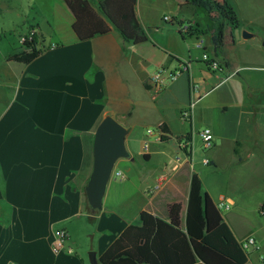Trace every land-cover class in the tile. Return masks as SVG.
Returning a JSON list of instances; mask_svg holds the SVG:
<instances>
[{
  "label": "crops",
  "instance_id": "obj_1",
  "mask_svg": "<svg viewBox=\"0 0 264 264\" xmlns=\"http://www.w3.org/2000/svg\"><path fill=\"white\" fill-rule=\"evenodd\" d=\"M30 1L35 14L31 23L27 17L23 21L22 25H29L27 32L18 35L19 45L22 37L34 31L39 38L38 49L43 51L23 58L28 50L19 48L9 56H0V264H86L70 246V235L64 224L87 216L84 188L92 172L94 134L106 116L126 129L125 145L130 156L116 162L115 172L121 176L112 177V182H108L102 208L94 219L98 261L128 226L140 225L139 215L143 211L168 223L167 207L180 204L184 226L194 173L215 206L220 198L228 206L219 211L235 239L242 244L248 237H254L257 244L259 238L253 233L241 234L237 229L238 213L248 200L246 188L234 186V180L224 173L217 176L222 177V187L214 191L205 187L193 161V150L195 145L201 148V141L198 135L194 141L188 130L205 119L204 127L213 134L214 144L208 150L211 154L204 158L209 163H202V167L218 168L215 149L221 126L231 132L235 130L227 139L235 146L232 167L244 162L242 147L247 144L255 147L264 142L258 141L260 131H264V101L260 98L264 87L257 85V81L251 85L233 82L215 97V106L209 104L212 96L232 81L234 75L242 71L263 73L264 52L255 48L250 61L239 58L235 47L245 40L230 28L223 30L228 36L223 34L222 46L216 48L209 16L184 5L183 0L136 1L135 14L140 26L145 31L155 29L147 33L148 42L139 45L124 42L114 28L106 35L79 41L72 30L74 16L63 0ZM11 2L0 0V14L8 10ZM191 8L195 20L180 19L178 34L187 36L189 31L184 33L181 29L189 24L206 31L205 35L198 36L205 41L202 38L197 41H203V56L217 61L221 70H210L203 59L195 67L188 57V74L175 82H167L160 89L154 88L149 79L159 66L174 70L182 63L176 54L182 55V50L175 47V30L161 28L159 19L168 16L174 20L176 14ZM3 35L1 31L0 41ZM198 76L202 84L198 85L197 94H191V83L197 82L194 80ZM222 77L225 79L221 80ZM170 98L173 103L168 101ZM192 99L197 101L191 109L190 120L183 122L181 112L190 106ZM227 104L237 108L236 128L231 122H219L229 114ZM220 109L224 113L214 118ZM243 119L245 139H237L236 131ZM163 123L171 133L169 142L175 143V152L184 158L178 157L175 164L158 168L157 159L166 155L168 144L161 143L154 132L145 138L136 137L130 128L137 125L142 130L154 127L158 131ZM188 134L189 156L179 148ZM145 144L148 150H144ZM139 161L153 163V167L144 168ZM160 177L165 182L155 190ZM109 193L119 196L114 209L107 207ZM139 199L143 205L134 209L133 204ZM262 205L264 201L258 203L259 208ZM59 229L65 230L68 238L65 249L55 253L53 242ZM256 250H260L259 246ZM170 261L174 264L173 259ZM246 264L260 263L249 256Z\"/></svg>",
  "mask_w": 264,
  "mask_h": 264
},
{
  "label": "trees",
  "instance_id": "obj_2",
  "mask_svg": "<svg viewBox=\"0 0 264 264\" xmlns=\"http://www.w3.org/2000/svg\"><path fill=\"white\" fill-rule=\"evenodd\" d=\"M137 0H63L74 16L72 30L79 41H88L106 35L114 28L123 41L139 45L148 42L147 32L140 26L135 14ZM207 14L214 28L216 48L222 46L224 25L232 30L240 28V20L226 0H183ZM189 26L187 36L198 37L206 31ZM31 31H29L30 33ZM28 33V34H29ZM39 38L35 33L23 48L25 57H33ZM161 143L171 140L166 124L158 127ZM190 143V134L184 137ZM189 156V152L184 150ZM237 153V150H235ZM85 195V192H84ZM84 212L94 222L99 211L90 208L85 197ZM182 206L167 207L168 223L143 211L140 225H130L99 258L100 264H246L249 255L233 236L220 211L203 192L202 182L194 173L190 180L184 226L181 225ZM262 216V215H261Z\"/></svg>",
  "mask_w": 264,
  "mask_h": 264
},
{
  "label": "rangeland",
  "instance_id": "obj_3",
  "mask_svg": "<svg viewBox=\"0 0 264 264\" xmlns=\"http://www.w3.org/2000/svg\"><path fill=\"white\" fill-rule=\"evenodd\" d=\"M238 14L241 26L237 29V35L239 38L242 39V32H250L255 37L249 40H245V43H241L238 47H235V53L239 58H243L244 60H249L253 58L254 55L253 50L258 48L260 52H264V48L262 47V41L264 39V0H226ZM9 5L8 10H5L4 13L0 14V32L4 33V39L0 41V56L7 55L9 56L14 51L16 52L17 49L23 48V46L19 45V34L27 32V25H22L23 21L28 18L27 21L31 23V19L35 14L34 4L29 0H12ZM192 8L189 10H184L182 14H176L174 16V20L172 22H164L162 20V16L159 19L161 23V28H171L175 30L174 36L176 38V45L177 49H181L180 55L178 52L176 53L179 57V61L182 63H189L187 60L188 57H191V61L193 66L199 67V61L202 62L203 59V50L196 49L194 47L195 43L197 42V38L201 37H189V36H180L178 34V21L180 19L186 20H195L192 15ZM169 15L170 14H165ZM27 17V18H26ZM152 20V19H150ZM187 23V22H185ZM224 29H229L228 26L224 25ZM154 28L147 29V33L151 34L154 32ZM159 31V30H158ZM226 33L225 31L223 32ZM148 35V34H147ZM226 33V37H227ZM161 37V36H160ZM166 38V35L162 36ZM49 39V38H47ZM225 39V38H224ZM243 40V39H242ZM205 41V40H203ZM242 42V41H241ZM190 54V55H189ZM195 59H198L195 61ZM255 60V58L253 59ZM203 63V62H202ZM207 72L206 70H204ZM250 75H249V74ZM240 72L239 75H234L232 81H230L226 86L222 87L214 96H212L210 105L215 106L216 100L215 97H218L222 90L228 88L233 82L240 81L244 83H249L251 85L252 81H257V85L264 87V72ZM233 76V75H232ZM200 77L198 76L199 81L198 85L202 84V81L199 80ZM225 79L222 77L221 80ZM195 82V83H197ZM166 84V83H165ZM202 90V85H201ZM203 91V90H202ZM264 101V95L260 97ZM169 102H174L171 98L168 100ZM167 102V100H166ZM190 103V102H189ZM189 107V104L188 106ZM228 113L225 117H219L224 112L222 109L219 110V113L214 114V118L216 119L219 117V122H231L235 127L237 122V108L230 106L227 104ZM187 109V108H186ZM219 114V115H218ZM182 120V119H181ZM205 120V119H204ZM204 120L202 119L199 121L198 125H192L188 131L191 133L194 141L198 138V133L205 128L204 127ZM185 122V120H182ZM245 126V120L241 121V126L236 131L237 139H245L246 131L243 129ZM187 128V126H186ZM149 131L154 132L157 134L156 129L149 128ZM147 129L142 130L140 126H132L130 128V133L136 137L145 136L147 135ZM235 133V130L232 132L228 131L227 129L221 126L220 128V140L216 142V149L215 155L217 157V166L218 168H214L213 165H209L206 167H202V161L205 157H208L211 154L210 151L203 150L202 147L200 148L198 145H195L194 154H193V161L197 165L201 177L204 179L205 187L214 191L223 185L221 174L224 173L230 175V179L234 180V186H244L248 193V200L246 201L243 209L240 210L238 214H240V218L238 219V233L246 234V233H253L256 237L259 238L257 245L259 246L260 250L257 251L256 247H250L246 250L247 254L253 259L258 260L260 264H264V216L260 214V208L258 203L260 201H264V142L258 144V146L253 147L250 144L247 146L242 147V153L244 157V162L242 164H237V166L232 167L231 160L233 156V149L235 148L234 144H231V141L227 140ZM222 138V139H221ZM258 141H264V131H260ZM168 144V145H166ZM165 145L166 148V155H162L157 159V167L164 168L165 165H173L176 163V158H184L182 157L183 154L176 153L175 143L174 142H167ZM213 153V152H212ZM139 165H143L144 168H151L153 167V163H145L139 161ZM118 168V167H117ZM137 168V167H136ZM203 168V169H202ZM116 167L114 168L115 171ZM218 174V175H216ZM112 178L110 182H112ZM118 198L119 196L111 195L109 193L107 207L110 209L115 208L118 205ZM143 205L141 199L138 202L133 204V208L136 209L137 206ZM264 206V205H262ZM259 209V211H258ZM133 210V209H132ZM118 211V210H116ZM94 222H90L88 217L81 216L80 218H76L71 220V222L64 224V227L68 231L70 238V246L73 248L75 254L80 257L86 264H90L89 256L90 253L96 251L97 247V239L98 235H95ZM60 230V229H59ZM57 230L56 232H58ZM93 238V239H92ZM67 241V240H66ZM66 244V242H65ZM256 245V246H257ZM257 246V247H258Z\"/></svg>",
  "mask_w": 264,
  "mask_h": 264
},
{
  "label": "water",
  "instance_id": "obj_4",
  "mask_svg": "<svg viewBox=\"0 0 264 264\" xmlns=\"http://www.w3.org/2000/svg\"><path fill=\"white\" fill-rule=\"evenodd\" d=\"M254 37L250 32H242L244 40ZM126 134V129L111 116H106L97 126L93 141L92 172L84 188L87 203L94 211L102 208L106 187L116 162L130 156L125 145ZM89 260L90 264H100L95 252L90 253Z\"/></svg>",
  "mask_w": 264,
  "mask_h": 264
},
{
  "label": "built area",
  "instance_id": "obj_5",
  "mask_svg": "<svg viewBox=\"0 0 264 264\" xmlns=\"http://www.w3.org/2000/svg\"><path fill=\"white\" fill-rule=\"evenodd\" d=\"M164 22H172V19L168 16L163 18ZM189 26H185L182 27V31L184 33L188 32ZM35 34L34 31H31L28 35H26L25 37H22L20 39V44L22 46H24L28 41L31 40V38L33 37V35ZM195 48L196 49H202L203 48V41H197L195 44ZM203 61L207 64V67L212 70V71H220L221 68L218 64L217 61L211 59L210 57H208L207 55L203 56ZM190 70V63H181L178 65V67L174 70H168L167 68H165L164 66H159L154 73L151 75L149 82L151 83V86L154 88H161L165 83H172L177 81L181 76L188 74ZM191 94H197L199 91V86L197 83L192 82L191 86ZM197 101V99H192L190 106L187 109L182 110L181 112V118L185 121H189L190 120V112L191 109L194 105V103ZM147 134L149 136L153 135L152 131H148ZM157 136H158V140L160 141V137H161V133L159 131H157ZM198 136L200 138L201 141V147L203 150H210L213 147L214 144V137L213 134L211 132V130L209 128H203L199 133ZM188 145L189 143L186 141H182L179 145V148L181 150H188ZM144 150H148V144H145L144 146ZM204 165H208L209 161L207 159H204L202 162ZM121 176L120 172H115L113 170L112 174H111V178L115 177V178H119ZM165 182V178L164 177H160V179L156 182V189H159ZM223 198H220V202L216 205V208L218 210L223 209L224 207H228L225 206V204L223 203ZM260 214L262 216H264V206H261L260 208ZM68 238L67 232L65 230H59L56 233V238L55 241L53 242V251L55 253H59L61 251H63L65 249V242ZM256 240L254 237H248L246 240H244L242 242V248L244 250H248L250 247H256V249H258V247L256 246ZM68 252H71V249H68Z\"/></svg>",
  "mask_w": 264,
  "mask_h": 264
}]
</instances>
